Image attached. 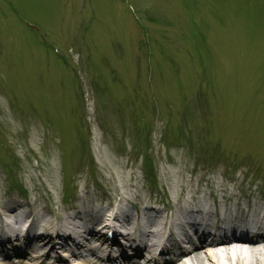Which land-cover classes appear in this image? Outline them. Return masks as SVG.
<instances>
[{"label":"rangeland","instance_id":"1","mask_svg":"<svg viewBox=\"0 0 264 264\" xmlns=\"http://www.w3.org/2000/svg\"><path fill=\"white\" fill-rule=\"evenodd\" d=\"M239 180L264 183V0H0V204L185 198L253 223Z\"/></svg>","mask_w":264,"mask_h":264},{"label":"bare ground","instance_id":"2","mask_svg":"<svg viewBox=\"0 0 264 264\" xmlns=\"http://www.w3.org/2000/svg\"><path fill=\"white\" fill-rule=\"evenodd\" d=\"M184 199L183 202H189V199L188 202H186ZM66 208V213L61 215L56 220V222L47 221L51 228H53L54 231L56 230L60 235L59 246L61 247H65L67 245L69 246L72 244L85 246L92 242H97L98 244L109 242L117 245V243H115V241L117 240H115L114 234L111 239H106L104 235L97 232L96 229L92 226L95 221L102 219V226L106 228L112 227L115 234L117 233L115 226H130L132 232L130 233L129 231H127L125 234L127 236H131V238L129 239L127 237L126 240L130 245L133 246V252L135 255H137L142 247L144 249L150 248L152 244L150 245L141 243V245L138 246L134 244L133 241H131L133 240L132 238L135 239L140 235V237H138L137 239L143 241V239H145L147 236L152 235L150 231L145 229L146 225L161 223V221L158 220L154 223L150 221L143 226L142 222L144 218L157 217V215L159 214L158 210H141V213L139 214L137 219H135L132 216V213H130L128 209L124 207H117L115 210L110 211L108 215H105L104 212L106 209L93 206V200L90 197H87L85 202L82 201L79 204L70 203ZM191 208V206L187 205L179 206L175 210L173 216L182 215L185 211H193V209L191 210ZM209 211H211L210 208L206 212ZM21 213L23 217H32V220H30V227L35 225L36 216H38V214L33 211L32 207H29L27 211L22 210L21 204L13 200L12 198L0 204V221L2 220V217L14 218L15 220H17V216H19ZM175 218L177 217H172V219ZM227 221L233 228H235L237 231H240V234H231L228 237H222L216 234L202 235L196 241L192 240V242L188 245V249L183 253V256H186L185 260H182V257L178 256L176 258H171L166 262L154 261V263L151 264H264V227L262 229H256L252 224H250L252 226H247L243 223L242 219L239 221L238 218L232 217L230 213H227ZM33 238H35L34 240H37L39 244H36V242H34L32 250H40L45 245H47L49 249L53 248V245H50L51 242L48 234H36L35 236H33ZM17 239L18 238L15 236V238L13 239L14 242H16ZM4 241L5 239L1 240L0 244H2L1 242ZM204 244L205 246H207L206 249H204L203 247ZM220 244L223 245L217 246ZM27 245H30V242H28ZM0 247L3 248L0 250L1 254L4 252L5 246L0 245ZM118 247L121 248L119 245ZM66 254V252L63 253V255ZM48 255V251L41 253V256L47 257ZM210 255L214 256V259L212 257V259L209 258ZM5 256L6 255H4V260H7L8 258H6ZM35 258H37V256ZM120 259L123 261H127L128 257L127 255H125L123 257H120ZM34 263H36V261ZM0 264H7V262H3V259H0ZM129 264L139 263L130 262ZM145 264L148 263L146 262Z\"/></svg>","mask_w":264,"mask_h":264}]
</instances>
